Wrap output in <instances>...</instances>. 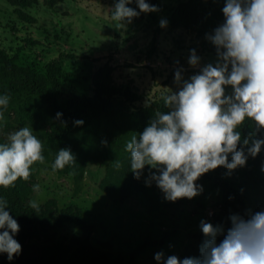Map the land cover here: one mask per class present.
I'll return each mask as SVG.
<instances>
[{
	"label": "clouds",
	"instance_id": "1",
	"mask_svg": "<svg viewBox=\"0 0 264 264\" xmlns=\"http://www.w3.org/2000/svg\"><path fill=\"white\" fill-rule=\"evenodd\" d=\"M133 3L135 8L129 6ZM158 11L149 0H113L109 15L115 27L124 28L133 18ZM220 12L222 20L204 35L214 58L202 62L195 48L190 49L187 64L195 70L193 74L185 77L183 67L175 69V90L161 96L165 110H155L142 131L125 145L133 178L144 177V185H155L167 202L191 200L203 192L197 183L203 174L222 167L225 176H231L264 150V0H223ZM167 25L166 18L159 20L161 29ZM9 100L0 94V121ZM61 117L57 112L55 119L61 121ZM245 121L254 129L242 138L239 129ZM73 123L81 126L84 121ZM42 147L31 127L8 133L0 142V186L27 180L31 166L45 160ZM74 163L71 150L61 148L51 169ZM260 171L264 173V162ZM39 188L33 185L34 191ZM29 205L39 210L36 200ZM226 223L201 219L199 255L180 258L161 250L154 254L156 264H264V205L230 212ZM19 228L8 201L0 197V255L9 262L21 253L15 238Z\"/></svg>",
	"mask_w": 264,
	"mask_h": 264
},
{
	"label": "rangeland",
	"instance_id": "2",
	"mask_svg": "<svg viewBox=\"0 0 264 264\" xmlns=\"http://www.w3.org/2000/svg\"><path fill=\"white\" fill-rule=\"evenodd\" d=\"M184 1L160 0L158 12L141 14L124 28H117L109 15L113 0H63L54 8L46 7L44 0H39L38 5L23 10L36 19L33 25L20 22L7 0H0V49L15 57L18 65L40 72L61 55L58 64L69 75L71 83L86 93H89L93 74L109 62L114 67L115 84L129 85L141 96L137 106L154 105L168 89L175 90L173 78L178 66L185 69V77L195 71L187 64L190 49L195 48L202 62L214 58L213 54L197 51L194 35L171 27L169 20L174 9ZM161 18L168 20L164 29L159 27ZM0 94H9L1 78ZM9 97L4 119L0 121V138L6 140L8 133L27 126L44 143L49 129L30 125L19 114L17 98ZM221 168L209 171L212 180L197 181L203 192L191 200L180 198L167 202L156 190L155 207L149 210L139 194L114 202L102 193L99 185L106 175L102 164L88 165L82 178L75 180L70 174L53 172L49 163L36 162L31 166L24 204L36 200L42 206L53 200L60 208L70 204L78 206L83 218L94 226L87 246L114 258L127 261L144 241H156L157 246L143 247L133 262L156 264L154 254L158 251L184 258L187 247L199 246L203 239L198 228L201 219L217 223L221 194L215 180L225 176ZM246 168H238L228 177L243 185L250 208L254 210L253 181L262 173L254 169L249 175L234 176L236 171ZM35 184L40 185L38 191L33 189ZM76 230V226L67 225L56 229L55 233L58 238H70ZM42 243L43 240H31L27 244ZM107 244L111 246H102Z\"/></svg>",
	"mask_w": 264,
	"mask_h": 264
},
{
	"label": "trees",
	"instance_id": "3",
	"mask_svg": "<svg viewBox=\"0 0 264 264\" xmlns=\"http://www.w3.org/2000/svg\"><path fill=\"white\" fill-rule=\"evenodd\" d=\"M61 1L63 0H44V5L54 8ZM38 2L39 0H7L14 8L16 18L28 25L37 21L23 10L38 5ZM149 2L160 5V0ZM222 4L223 0H185L175 7L169 20L171 27L194 35L197 51L214 55V50L204 39V35L222 20ZM129 6L135 8L134 3ZM60 59L61 55L48 64L44 72H40L18 65L15 57H10L0 49V78L7 85L8 95L17 98L19 114L30 125L49 129L47 138L42 143L44 163L52 165L57 151L69 148L75 156V163L56 170L57 173L70 174L75 180H80L88 165L102 164L106 167V175L99 185L102 193L114 202L139 194L146 201L149 210H153L156 203L155 191L158 189L155 185L146 187L144 177L140 180L133 178L129 171V154L125 151V145L133 135L142 131L155 110H165L162 99L154 105L137 106L141 96L129 85L115 84L114 67L109 62L93 74L89 93H86L71 83L69 75L58 64ZM57 112L62 113L61 121L55 119ZM77 119H82L84 124L74 126L73 122ZM253 129L254 125L245 121L239 129L242 138L248 136ZM259 135L257 133L255 138H259ZM0 142H5V139L0 138ZM262 162L264 150L255 158L250 157L246 162L247 168L236 171L234 176L243 177L254 169L260 170ZM222 170L226 172L225 169ZM30 178L31 174L27 180L18 179L14 186H0V197L8 201L10 214L20 226L15 238L23 246V251L13 261L9 262L4 257L0 258V264H133L143 247L158 245L156 241H144L129 255L127 261L114 258L109 253L100 254L98 250H90L87 245L94 226L83 218L81 208L73 204L60 208L51 200L39 206L37 211L24 204ZM212 178L208 172L198 181H210ZM215 184L221 194L217 223L225 222L227 226L226 218L229 213L250 208V202L244 192H241L243 185L233 178L216 177ZM253 185L254 210H257L264 205V173L253 181ZM229 196L233 199L230 200ZM67 225L76 226L77 230L70 238H58L55 230ZM31 240H43L44 243L27 244ZM198 249L199 246L194 245L187 247L184 257L199 255Z\"/></svg>",
	"mask_w": 264,
	"mask_h": 264
}]
</instances>
